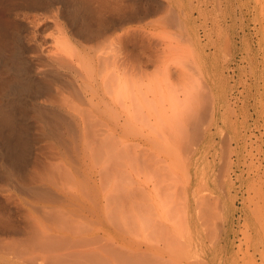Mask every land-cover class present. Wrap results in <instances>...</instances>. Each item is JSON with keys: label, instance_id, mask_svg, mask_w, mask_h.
<instances>
[{"label": "bare ground", "instance_id": "obj_1", "mask_svg": "<svg viewBox=\"0 0 264 264\" xmlns=\"http://www.w3.org/2000/svg\"><path fill=\"white\" fill-rule=\"evenodd\" d=\"M145 1L0 0V90L5 91L0 94V264H119L125 260L126 254L134 259L135 264H141V261L137 263L138 260H135L136 255H134L135 258L131 255L133 250L140 246V243L136 241V230L140 227L139 225L137 227L138 218H141L143 222V218L147 217L145 215L149 213L152 215L156 209L153 205L150 212L148 209L144 211L146 208L138 204L140 202L145 204L148 199L155 198L153 194L166 183L164 181L166 175L170 177L167 183L176 186L172 183L174 180L170 182L174 175L171 172L174 170L170 171L169 165L166 167L169 162H164L165 166H158L157 159L161 161L162 158L159 157L161 155L157 156L155 161L156 148L160 147L164 151L159 149L158 153L159 151L165 153L173 146L180 147L179 144L185 137L184 129L180 128L183 131L182 135L175 136L170 129L173 123L169 127L170 118L174 116L171 112L173 100L178 97L181 99L178 91L176 92L178 97L177 95L174 97L177 90V86L175 88L174 85L178 84L171 85L173 81H169V76L172 71L182 68L181 66L186 68L184 64L178 63L181 66L178 67L175 64L178 68L174 65L175 70L170 72L172 68L170 69L169 61H167L170 55L169 49L165 45L163 47L161 42V35L166 32V28L170 27L171 23V19L170 23L168 22L167 14L160 15L159 17H162L160 20L155 17L160 22L157 26L161 24L163 28L162 34L158 37L161 40H156L158 43L161 42L159 46L163 48L161 51L158 49L156 51V47L152 44V34L148 33L151 30L148 29L155 25L150 17L160 3L157 0ZM212 1L214 0H201L203 5L201 15H204L205 27H208V13H211L209 3ZM217 2L221 5L219 0ZM137 23H143L142 28L148 31L145 32L139 28V25H134ZM141 29L143 31L141 34H146V39L144 35L142 36L146 43L140 45L142 50L138 52L139 50L136 49L140 47L139 40L144 42L140 39ZM119 31L124 33L119 34ZM163 37V40L169 41L166 35ZM171 43L170 40L172 46ZM170 45H168L169 48H172ZM223 52L228 53L227 50ZM154 65L157 70H150L151 67L154 68ZM196 67L200 68L199 63ZM191 68L195 71V67ZM199 68H196V71ZM183 70L180 74L185 79ZM199 71L201 76L197 78L196 73L191 74L188 71L190 76L194 75L191 78L195 77L197 82L202 77V72ZM179 78L177 76V79ZM191 78L189 77V80ZM186 80L182 82L185 83ZM190 82L194 86L193 82ZM178 83L181 84L180 81ZM191 84L187 83L186 87L181 84L179 91H185V93L181 92V95L186 94V88ZM171 86L175 91L170 90ZM173 127L172 130L175 129ZM49 140L54 141L52 143L56 145L54 148L56 151L53 149V144H50L51 147L48 145ZM41 142L43 144L46 142L45 145H47L44 146L45 148L42 147L41 151L45 149L46 153V150L48 152L51 148L53 154L52 152L48 154H57V156L48 155L47 157L44 151V154L36 151L37 145L39 147ZM48 146L49 148H46ZM174 150L173 152L171 150L172 153L168 152V156L174 155L176 151ZM225 158L228 159L227 156ZM173 162L172 164H175L176 159ZM181 162H179V168L182 164L186 165ZM98 164L104 165L103 168L106 167V169L101 168L98 171L96 169V166H100ZM172 164L170 162V165ZM155 165L158 168L162 167L158 169L159 173L154 170ZM166 168L170 174L164 170ZM160 169H162L161 172ZM163 170L166 172L165 176ZM183 172L186 173L187 170ZM155 173H162L163 176L160 178ZM185 173H183L184 177L190 176ZM158 177L164 179L160 181ZM154 178L160 181L157 182L158 188ZM178 178L181 177L178 176ZM167 183V186L163 185L164 189L169 187ZM177 189L169 188L170 191L162 190V193L160 190L159 194L156 192V197L161 199L164 193V199L167 201L166 196L169 194L177 204L176 197L174 198L175 193H173ZM181 189H183L182 186ZM197 189L201 191L200 187ZM169 192H172L174 196ZM176 196L179 198L180 194ZM198 196L195 200L200 205L201 195ZM170 200L169 203L161 201L163 209L166 203H172ZM149 201L152 203L151 199ZM167 205L166 207L169 206ZM171 206L174 207V205ZM140 207L142 212L139 210ZM170 207L166 209V214L173 211L170 215L174 216V213L175 215L178 213L177 209L180 210L179 213L184 212L180 207L177 209L174 207L176 212L173 208L170 212ZM156 212L153 215L158 214ZM179 213L176 219L170 216V220L174 219L179 223L177 221L179 216L184 218L182 213ZM186 214L183 213L186 216L185 220L181 219L185 223L190 221L186 220ZM91 215L95 217L93 220L95 225H98L93 230L91 228L94 224L92 227L89 224ZM153 215L150 216L152 218L149 217L150 220L155 216L159 217ZM38 216L43 217L50 224L60 219L61 222L58 221V223L60 222L61 225L56 222V225L60 227L53 225L49 232L50 224L39 221ZM83 220L88 221V224L84 223L85 226L88 225L89 230L81 228L84 227ZM155 222L158 223V221ZM193 222L195 223V220ZM76 223H83L78 225L81 229L77 228ZM144 223L142 225H145L147 230L143 232V235H147L148 226L146 222ZM185 223H181L183 227L180 224L177 225H180L184 231ZM157 226L160 228L163 225ZM165 228L170 229L167 226ZM169 231L172 236L170 240L174 241L176 237L173 238L174 233ZM169 231H164V235L167 232L166 237L163 234L158 235H161V238L164 236L163 238L169 241ZM191 233L194 234V232ZM150 234L152 235L151 232ZM154 234L152 235L154 237H149L151 238L149 243L154 240L157 244L159 243L156 241L158 235ZM179 235L177 238L181 239L183 233ZM194 236L190 238L195 239ZM167 241L163 240V243ZM204 242L206 241L200 240L197 244H205ZM164 244L166 248L168 243ZM192 244H189V248ZM125 246L130 253H126ZM34 250H38V253H34ZM179 250L174 249L175 253H173L178 256L175 258L181 261L186 257L182 254L178 255L179 253L176 255V251L179 252ZM19 252L20 255H17ZM21 252L22 254L29 252V255L24 257ZM149 254L146 252L143 257ZM154 255L167 258L166 261L169 260L168 257H171L169 253L167 257L165 252L159 249ZM127 259L129 262H126ZM148 259L147 257V264H154L149 263L151 260ZM154 260L158 261V259ZM131 261L129 258L125 260L127 264H131ZM164 262L162 264H165ZM169 262L167 264H170ZM186 262L189 261L186 260ZM171 263L174 264V262Z\"/></svg>", "mask_w": 264, "mask_h": 264}, {"label": "rangeland", "instance_id": "obj_2", "mask_svg": "<svg viewBox=\"0 0 264 264\" xmlns=\"http://www.w3.org/2000/svg\"><path fill=\"white\" fill-rule=\"evenodd\" d=\"M143 1L145 0H140V2ZM157 1H159L160 4L157 6V9L154 13L155 15L153 14V16L150 17V20L153 21L156 26L152 25L151 27L153 28L150 27L151 29H148L149 31L151 30V32L148 33L152 34V44L156 47V51H161L164 45L167 46L169 50L171 49L170 52L167 49L168 54L170 53L171 55H168L171 58L168 57L167 61L172 62H168V65L170 64V69L172 68L170 72L172 70H175L174 68L177 65L179 67L180 64H184L186 68L184 69L181 65L180 66L184 70L180 67H176L178 68L175 70L176 72H178L180 69L183 70L182 74L183 72H185V79L182 78V75L180 74L181 70L178 73L172 71L171 75L169 76V81L172 80L173 82L172 84H169L174 85L175 83L179 85L178 82L180 81L181 84L184 85L186 83L185 85H187V83L191 84V82L189 83V81H192L194 86H192V84L190 85V87L187 86V92L185 95H181V92L185 93V91H179V89H181V84L179 85L180 87H178V85H174V87L177 86V88L175 87L177 89L176 91L172 88V86L170 87V90L175 91L174 97L176 95V97H178V94H180L181 98L179 99L178 97L174 99L172 97L174 100L172 99L173 110H171V112L172 114H174V116L170 118L171 123L169 122V127H171V124L173 123L175 129L172 130L173 125L170 129L172 135L175 136L180 134L182 135V132L184 131L185 137L179 144L182 149L178 147V145L173 146V148L171 147L170 149L172 150V152L173 149H175L176 151L174 150L175 154L173 153L174 155H169V157L167 153L171 152L170 149V151H165V153H162L164 152L163 149L161 150L160 147H158L156 148V152L158 155L155 154V161L156 158H158L157 156L159 155H161L159 156L160 159L162 158L163 160L159 161V158L157 159V164H159L158 166H165V163L169 162L166 167L170 166L171 169L169 170H174L176 172H171L172 174H174H171L173 177L169 175L172 177V180L170 179V182H172L173 180L176 181V179L179 180H177L178 183L177 181L176 183L174 181L172 182L174 185H176L175 187L172 186L171 183L170 185L169 183H167V179L169 180L170 178H168L166 172L164 171L167 170V168L163 170L164 176L166 175L167 177L165 176V179H162H164L169 187H165L166 190L164 189V186H167L166 183L163 184L164 186L162 185L163 187L161 185L159 186H161L162 188H160L162 193V190L163 192H168L169 188H171V190H176V187L179 185L177 191L173 192L175 193V196L171 192L174 198L176 197L175 199L177 200V204L172 200L169 194L167 195V193V201L164 199V193L162 194L164 195L162 197L163 199L161 198L162 200L156 197V192L160 191L159 189H157V182L162 181V179H160V176L163 175L162 173H160L161 175L155 173L157 174L156 176L159 175L160 177H158L159 179L157 178L160 181H157L155 180L156 178H154V183L155 181L157 183V191L154 193L155 195L153 194L155 198H150L152 200V203H150V201L148 202V200H150L148 199L147 203L144 204V202H140L138 206H143L146 208V210L144 211H147L148 209L150 212L151 206L154 205V209H156L157 212L153 209L154 211H151L152 215L156 212L159 215H155L159 217L153 215L155 217L150 220V218H152L150 216L152 215H149L150 213L148 214L147 212H144L148 215H145L147 217L143 218V222L141 221V218H138L139 224H137V227L138 225L140 227H138L136 230V241L137 243H140V246H142V248L138 246L133 250L131 255H136L138 259L136 258L135 260H138L137 263L141 261V264L148 263L147 257L151 260L150 261L148 259L150 261L149 263L162 264L164 261H166L165 259L167 258L156 257L154 255L157 249L164 251L167 257L168 253L170 254L171 257H168L169 260H167L166 263L164 262L165 264H167L168 261H170V264H172L171 262H174V264L175 262H177L176 264H178V262L179 264H189V262L191 261H193L194 264L196 262L197 264H264V0H219L221 5L217 2V0L212 1L213 3H209V12H211L208 13V27H210L209 29L208 27L204 26V15H201V9L203 8L201 0ZM222 1L224 4L222 3ZM233 3L235 4L233 5ZM257 3L258 5L256 6ZM234 6L236 9L234 8ZM164 14L168 15L167 18L169 19V23L171 19L170 27L168 26L166 28V32L168 31V33L164 32L163 34L166 35V38L169 34L171 35H169L168 37L169 41L164 39L167 43L163 40V35H161V30L163 29L161 27V24H158V26L160 27L157 26V23H160L158 22V20L162 18L159 16H163ZM155 17H158L159 19L157 20ZM140 24L142 25L143 23H137L134 25H139V28H142L144 25L141 26ZM142 29L140 30V39L143 40V37H145L146 39V34L141 33H143V31L146 32L147 29H143V31ZM124 31H119V34L124 33ZM160 35L163 37H161L163 47L159 46L161 42L158 43V41H156L158 37H160ZM153 36L157 38H154ZM211 36L213 37L212 39ZM208 38L210 39V41L208 40ZM145 39L143 40L144 42H141V40H139V46L143 43H146ZM161 39L159 38L158 40ZM170 40L172 42V46L170 45ZM168 45H170V47L172 48H169ZM158 46L159 48H157ZM136 50H139L138 52H140L142 50L141 46ZM226 50L228 51V53L223 52ZM180 57L183 58V60ZM198 63L201 69L199 67H196ZM174 65L175 67H173ZM191 67H195V71L191 70L193 69ZM152 68L153 67H151L150 70H157L156 65H154L153 69ZM196 68L200 69V71L202 72L201 78H203L204 80L199 77L200 79H198L199 81L197 82L196 78L197 76H201V74L198 73L199 69L198 71H196ZM188 71L191 74L196 73V78L194 77V79H192L191 77H193L194 75L190 76L191 74ZM179 75H181L180 77L184 79V81L187 78V82L183 83L184 81L179 78ZM177 76L181 80L177 79ZM189 77L191 78V80H189ZM0 91V94H3L2 92L5 93L4 90ZM177 91L178 94H176ZM180 128L184 130L182 131V129ZM52 141L53 140L47 141L49 143L47 144L50 147V144H53L55 146H53L54 149L56 148V145L52 143ZM42 144L43 142L39 144V147L36 144L37 148H40V150H36V148L35 150L43 153V151L45 150L44 146L47 145H45L46 142H44L43 145ZM49 146L46 148H49ZM42 147H44L43 151H41ZM159 149L162 152L159 151L158 153ZM178 151H180V153ZM51 152V148H49L48 152L46 150V153L44 151V153L47 154V157L49 155L48 153ZM43 154H41V157H43ZM52 154H50L49 156H57V154ZM46 156L44 155V158H46ZM225 156H227L228 159L225 158ZM175 159L176 162L182 161L181 163H185V161H188L189 159L188 163H185L189 168L186 165L184 166V164H182L179 168V162H177V165L176 162L175 164H172ZM170 162L172 165H170ZM103 164L105 165L106 163ZM98 165L101 166V164ZM104 165L101 167L96 166V169L99 171V169L103 168ZM107 165L108 164H106V166ZM156 165V169L154 170H157V172L159 173L158 169L162 167L158 168V166ZM175 167L177 170L175 169ZM182 167L184 169H182ZM178 168L182 170H179ZM103 169H106V167ZM185 169L187 170V175L189 174L191 177H184L183 173L185 172H183V170ZM161 171L162 169H160V172ZM170 171H168L169 173H167L170 174ZM178 176L183 180L181 178L179 179ZM189 177L192 179L191 181ZM180 185L185 192L183 191V189H181ZM170 186H172L173 189ZM197 187L201 188V191L199 189L200 192L198 191ZM186 190L188 191L187 193ZM176 194H180L183 199L180 196L178 198ZM198 195H201L202 197H199ZM197 196L199 197L200 205L197 204L198 201L195 200ZM159 199L163 201V203L164 201L169 203V200L171 199L170 202L172 201V203L170 204L174 205L176 209L180 207L181 210H184V212H180L182 213L181 215L186 218L183 213H187L186 220L190 221H186L187 223H185V221H182L184 218H180L181 216H179V220H177L179 221V223L174 221V219H176V215L180 210L177 209L178 213L176 215L175 213L174 216L170 215L173 212L172 208L174 210V207L166 203V205H169H167L168 207L171 206L169 208V211H172L170 214H166L165 212L168 207H166L165 205V209H163V203ZM184 199H187V201H184ZM154 201L156 204L154 203ZM181 203L185 204L183 205ZM159 205L160 207L158 208ZM176 209L174 210V212H176ZM139 210L142 212L141 207L139 208ZM91 216L90 217L92 218V220L89 217V220L91 221V223L89 222V224L91 225V227L94 224L91 228L93 230L94 228L98 227V225H95V222L93 221L95 220V217L93 215ZM170 216H173L174 219H172L171 217L173 221L170 220ZM58 217H60V215ZM38 218L39 221L49 223L45 221L41 216H38ZM152 220L154 222H152ZM194 220L195 223L193 222ZM58 221H60V219L56 221L57 224H60L61 221L59 223ZM155 221H158V223ZM56 222L54 223L53 221L51 222L52 224L49 223V232L51 231L53 225L55 227ZM82 222H86V224H88V221L86 220H83ZM144 222H146L148 226L147 235H143V232L147 230V228L145 229L146 226L142 225L145 224ZM83 223L79 224L82 225ZM181 223H185L184 231H186V234H184L183 229H181L183 227ZM76 224L78 229H86L88 226H85V223L84 227L78 226V223ZM158 224L163 225L164 228L165 226H167V228L170 227L169 230L174 233L172 234L173 238L174 236L177 238L179 233H183V236L180 237L181 239H178L179 237L177 238L179 242L176 238V241L170 240L172 239L170 231L166 228V230L162 228L163 226H160L159 228V226H157ZM177 224H180L182 227ZM57 226L60 227L59 225H56V227ZM38 227L41 228V226L39 225ZM157 227L159 229L162 228L163 231L159 230ZM142 229L143 231H141ZM86 230H89V228H87ZM149 230H152L150 231L152 235L155 232L157 233V235H164V231H169V241L173 242L170 243L169 241L164 239L167 232L164 235L165 237L162 236V238L164 237L163 240L167 241L164 243H168V249L172 251L166 249L167 246L166 248L165 246H163L165 244L160 237L161 235H158V237L156 233L154 235L158 237H156V241H159V243L155 244L154 240L153 242L151 241L149 243V241L151 240V238L149 239V237H154L150 234ZM39 231L40 233H42L41 230ZM161 231L163 233H161ZM191 232H194V234ZM148 234L150 236H148ZM169 234L167 236H169ZM138 235H140L141 237ZM191 235H195L194 238H196H190L193 237ZM198 235L199 237H197ZM144 240L146 242H144ZM200 240L206 241L204 242L205 244H197L200 243ZM189 242L191 244L193 243L190 248ZM144 246L146 248H144ZM125 248H127V246L124 247V250ZM174 249H181L179 250V252L176 251V255L178 253V255H184L183 257H186L185 259L189 262H186L185 259H181L182 262L180 260H177V258L175 257L178 256L174 255ZM181 251H183V253ZM33 252L38 253V250H34ZM127 252L130 253L128 248L126 250V253ZM146 252L147 254L152 252V257L151 254H149L150 256L148 255L143 257V254L145 255ZM24 253L22 254L24 255V257L26 255H29V252L28 254ZM171 253H173V255H171ZM17 255H20V252ZM128 255L129 254H126V256L124 255V258H129L131 261L133 258L131 259ZM208 256L210 258H208ZM153 258L158 259V261L154 260ZM125 260H123L124 262L121 261L119 264H127L126 262H129L128 259L126 262ZM133 261H131V264L136 263L135 261ZM252 261L254 262L252 263ZM193 262H191L190 264H193Z\"/></svg>", "mask_w": 264, "mask_h": 264}]
</instances>
